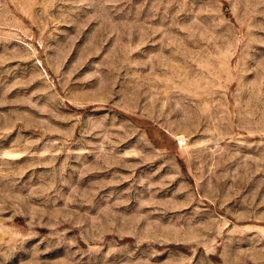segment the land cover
<instances>
[{"label":"rangeland","instance_id":"374dc122","mask_svg":"<svg viewBox=\"0 0 264 264\" xmlns=\"http://www.w3.org/2000/svg\"><path fill=\"white\" fill-rule=\"evenodd\" d=\"M0 264H264V0H0Z\"/></svg>","mask_w":264,"mask_h":264}]
</instances>
